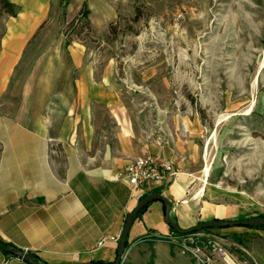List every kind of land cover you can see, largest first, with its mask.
<instances>
[{
  "label": "rangeland",
  "instance_id": "1",
  "mask_svg": "<svg viewBox=\"0 0 264 264\" xmlns=\"http://www.w3.org/2000/svg\"><path fill=\"white\" fill-rule=\"evenodd\" d=\"M69 3L73 14L69 20L61 19L67 6L60 0L47 7L50 18L42 26L52 17L53 21L48 29H38L31 42H59L54 53L61 71H67L63 63L70 58L64 41L86 47L95 78H102L112 93L107 101L91 106L96 138L118 154L116 134L126 131L139 155L143 148H156L153 157L166 158L161 159L195 176L191 187L204 179L217 186L237 215L263 216L264 0ZM83 3L86 19L80 16L67 27ZM12 5L16 13L18 5ZM3 6L0 0V23L2 13H7ZM41 47L31 46L23 58H41ZM20 85L14 83L12 94L3 101L9 111L26 105ZM234 217L231 220L238 219ZM243 228L247 230L222 235L224 247L247 264H262L264 237L251 227ZM172 236L169 232L139 238L128 245L120 264H148L152 252L133 258L130 247L152 240L166 241L182 253L169 242ZM252 249H259V259ZM155 264L167 260L159 256ZM214 264L223 263L216 259Z\"/></svg>",
  "mask_w": 264,
  "mask_h": 264
},
{
  "label": "crops",
  "instance_id": "2",
  "mask_svg": "<svg viewBox=\"0 0 264 264\" xmlns=\"http://www.w3.org/2000/svg\"><path fill=\"white\" fill-rule=\"evenodd\" d=\"M8 1L18 10L14 15L3 12L0 23V239L47 264L111 263L125 217L140 199L123 178L125 165L139 156H156L158 150L143 148L139 155L125 131L116 134L118 154H113L106 142L96 138L91 110L94 102H105L112 93L102 78H95L86 47L64 41L70 58L63 63L67 71H61L54 53L59 42H31L38 29H48L52 23L53 17L42 26L50 18L47 7L57 0ZM71 5L62 20L72 17ZM31 46L44 48L41 58H23ZM18 81L20 98L27 102L9 111L3 101ZM174 167V176L147 181L142 192L167 198L170 216L180 228L212 219L231 220V215L246 219L225 203L215 184L203 179L191 187L195 176ZM164 210L162 201L150 202L135 217L128 245L145 235L171 232L163 221ZM243 227L214 230L225 236L247 230ZM250 231L264 237L263 228ZM151 252L152 264L159 256L167 264H194L163 240L130 247L133 258L149 257ZM252 253L259 259V249ZM0 264L29 263L0 249Z\"/></svg>",
  "mask_w": 264,
  "mask_h": 264
},
{
  "label": "built area",
  "instance_id": "3",
  "mask_svg": "<svg viewBox=\"0 0 264 264\" xmlns=\"http://www.w3.org/2000/svg\"><path fill=\"white\" fill-rule=\"evenodd\" d=\"M177 173L169 160H159L153 156H139L125 165L123 178L137 198L142 197L143 185L147 181H162ZM169 238L181 250L188 254L197 264H214L218 259L223 264H247V261L230 252L223 245V236L214 229H202L192 233L177 235ZM180 239V240H177ZM102 243V240L99 241ZM126 250L122 257H126Z\"/></svg>",
  "mask_w": 264,
  "mask_h": 264
},
{
  "label": "water",
  "instance_id": "4",
  "mask_svg": "<svg viewBox=\"0 0 264 264\" xmlns=\"http://www.w3.org/2000/svg\"><path fill=\"white\" fill-rule=\"evenodd\" d=\"M154 200H160L164 203L165 210H164L163 221L166 224H168L171 228H173L177 233L180 234L192 233L195 231H199L202 229H209L213 227L224 228L228 226H246V227L264 226V217H251L244 220L212 219L205 222H201L193 227L183 229L180 228L178 224L175 222V220L170 216L171 203L168 201V199L162 196L158 192H151L141 197L138 200L137 204L134 206V208L125 217L122 232L119 237V241L117 245L116 258L113 262L107 264H120L121 257L127 248L126 247L127 236L136 215L139 213V211L142 208L146 207L150 202ZM0 249L23 259L29 264H47L45 262L36 260L31 254H29L24 250H21L13 245L5 244L1 239H0Z\"/></svg>",
  "mask_w": 264,
  "mask_h": 264
},
{
  "label": "trees",
  "instance_id": "5",
  "mask_svg": "<svg viewBox=\"0 0 264 264\" xmlns=\"http://www.w3.org/2000/svg\"><path fill=\"white\" fill-rule=\"evenodd\" d=\"M60 1H61V3H62V6H63V7H66V6L68 5V3H69L70 0H60ZM3 5H4L3 7L5 8V11H6L7 13L12 14V15L15 14V13H14V10H13V5H12L11 2H9L8 0H3ZM87 14H88V10H87L86 4L83 3V5H82L81 9L79 10L78 14H77V15H76L71 21L68 22L67 27H70V26H72L75 22L79 21V17H80V16H82V17H84V18L86 19ZM143 196H144V195H143ZM140 198H141V197H140ZM144 209H145V207L142 208V209L139 211V213L136 215V217L139 216V215L144 211ZM262 217H264V215H263ZM213 228H218V227H213ZM251 228H263V229H264V226H258V227H255V226H254V227H251ZM211 229H212V228H211ZM170 230H171V232H174V233H176L177 235H182V234H180V233H177V232H176L173 228H171V227H170ZM127 238H128V236H127ZM5 244L8 245V243H5ZM9 245H10V244H9ZM126 247H128V241H127ZM97 264H104V263H97ZM105 264H107V263H105ZM148 264H152V259L149 261Z\"/></svg>",
  "mask_w": 264,
  "mask_h": 264
},
{
  "label": "bare ground",
  "instance_id": "6",
  "mask_svg": "<svg viewBox=\"0 0 264 264\" xmlns=\"http://www.w3.org/2000/svg\"><path fill=\"white\" fill-rule=\"evenodd\" d=\"M207 172H208V168L206 167V169H205V174H207Z\"/></svg>",
  "mask_w": 264,
  "mask_h": 264
},
{
  "label": "flooded vegetation",
  "instance_id": "7",
  "mask_svg": "<svg viewBox=\"0 0 264 264\" xmlns=\"http://www.w3.org/2000/svg\"><path fill=\"white\" fill-rule=\"evenodd\" d=\"M256 217H262V216H256Z\"/></svg>",
  "mask_w": 264,
  "mask_h": 264
}]
</instances>
